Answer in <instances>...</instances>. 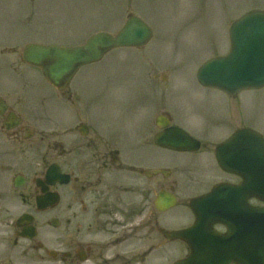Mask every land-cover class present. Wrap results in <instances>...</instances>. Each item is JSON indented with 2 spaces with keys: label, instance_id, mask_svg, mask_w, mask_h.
Segmentation results:
<instances>
[{
  "label": "rangeland",
  "instance_id": "1",
  "mask_svg": "<svg viewBox=\"0 0 264 264\" xmlns=\"http://www.w3.org/2000/svg\"><path fill=\"white\" fill-rule=\"evenodd\" d=\"M251 10H264V0H0L1 92L15 104L31 105L36 117H63L70 101L22 61L20 50L30 43L81 44L102 30L116 33L134 14L153 28V39L143 48L114 49L80 68L65 95L73 96L74 114L88 116L97 130L103 121L142 116L145 131L157 132L156 116L166 111L176 125L211 144L243 127L264 135V87L231 96L197 81L204 61L228 51L230 24ZM153 149L154 160L161 159L164 153ZM167 157L170 164L196 165L170 176L181 198L224 177L211 172L203 152L169 150ZM184 214L182 204L171 210L170 226L187 222ZM166 252L176 258L183 247L172 243ZM158 259L154 264H165Z\"/></svg>",
  "mask_w": 264,
  "mask_h": 264
},
{
  "label": "flooded vegetation",
  "instance_id": "2",
  "mask_svg": "<svg viewBox=\"0 0 264 264\" xmlns=\"http://www.w3.org/2000/svg\"><path fill=\"white\" fill-rule=\"evenodd\" d=\"M68 96L63 117L44 119L0 87V264H154V257L169 264L174 254L164 252L172 243L183 247L172 259L186 257L188 245L165 234L167 197L176 195L189 219L172 229L202 220L208 207L229 212L227 197L193 211L195 196L181 198L170 180L181 164L170 171L169 150L155 144L158 131H145L142 116L103 121L97 130L88 116L74 114ZM153 147L164 153L157 161ZM219 182L229 174L209 189ZM227 232L222 221L207 219L195 239L222 245Z\"/></svg>",
  "mask_w": 264,
  "mask_h": 264
},
{
  "label": "water",
  "instance_id": "3",
  "mask_svg": "<svg viewBox=\"0 0 264 264\" xmlns=\"http://www.w3.org/2000/svg\"><path fill=\"white\" fill-rule=\"evenodd\" d=\"M229 34V53L205 62L198 70L199 82L231 95L263 87L264 11L242 15L232 23ZM152 36L151 27L132 15L118 33L98 32L82 45L28 44L24 49V61L39 66L50 83L63 89L81 66L99 61L114 48L142 47ZM157 124L163 129L156 136L157 143L181 151L199 149L200 142L185 130L170 126L168 118L159 117ZM217 159L223 169L243 178L241 184L218 186L201 199L203 203L213 202L218 196L229 195V212L210 208L203 213L206 219H220L228 225V242L223 238L222 245L212 242L200 246L195 233L197 228L205 226L203 218L189 229L169 233L171 239L185 240L191 250L187 258L174 264H264V206L248 204L252 197L264 201V137L252 129H240L218 146ZM175 202V197L170 196L168 207ZM198 202L192 201L193 209H197ZM201 234L204 236L205 231ZM207 234L214 236L212 232Z\"/></svg>",
  "mask_w": 264,
  "mask_h": 264
}]
</instances>
